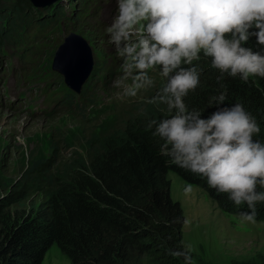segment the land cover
Segmentation results:
<instances>
[{"label":"trees","instance_id":"16d2710c","mask_svg":"<svg viewBox=\"0 0 264 264\" xmlns=\"http://www.w3.org/2000/svg\"><path fill=\"white\" fill-rule=\"evenodd\" d=\"M20 1V0H19ZM29 1H27L28 3ZM20 8L0 15V24L18 18ZM34 18V14L29 15ZM10 22V23H12ZM247 47L264 48L252 38ZM200 84L184 98L189 110L205 117L215 110L214 96L225 93L224 106L242 104L260 126L255 140L264 143V77L247 82L211 67L210 58L193 61ZM165 80L126 106L118 123L102 138L87 140V157L48 178L51 190L36 212L14 210L26 196V185L41 182L44 162L35 161L14 187L0 190V264H42L57 247L71 264H194L197 257L183 246L185 216L172 199L170 173L203 189L224 213L239 216L249 209L237 206L227 193L210 188L206 178L175 165L161 152L163 141L153 135L151 120L168 118L166 105L149 103ZM257 191L264 189L257 186ZM256 221L264 222V202L256 204ZM230 264H264V257Z\"/></svg>","mask_w":264,"mask_h":264},{"label":"rangeland","instance_id":"374dc122","mask_svg":"<svg viewBox=\"0 0 264 264\" xmlns=\"http://www.w3.org/2000/svg\"><path fill=\"white\" fill-rule=\"evenodd\" d=\"M27 1L0 0V15L10 13L12 18L21 10L15 21L0 24V190H19L14 185L32 162L43 161L47 171L41 182L26 185V199L14 208L20 214L36 212L52 188L48 178L86 159L87 140L106 135L127 105L164 79L158 70L150 71L154 86L136 97H125L122 89L113 86L123 75V61L106 32L117 14L116 0H48L41 7ZM72 33L89 42L94 58L91 76L79 94L53 70L57 50ZM169 178L172 199L180 203L185 216L183 246L196 255L194 264L264 257L263 221L249 223L228 215L203 189L173 173ZM188 186L190 192L185 191ZM42 264L71 263L52 247Z\"/></svg>","mask_w":264,"mask_h":264},{"label":"clouds","instance_id":"9594fccd","mask_svg":"<svg viewBox=\"0 0 264 264\" xmlns=\"http://www.w3.org/2000/svg\"><path fill=\"white\" fill-rule=\"evenodd\" d=\"M117 14L107 27L108 43L123 62L114 81L125 97L152 88L150 71L165 83L149 103L166 105L168 118L151 120L161 152L172 162L207 180L249 211L240 219L256 222L264 202V143L254 139L260 126L242 104L224 106L225 93L211 98L216 108L206 117L189 110L184 98L200 84L193 61L210 58L211 67L247 82L264 77V52L247 47L255 38L264 48V0H116ZM130 79L131 83H126ZM191 191V186L185 189Z\"/></svg>","mask_w":264,"mask_h":264},{"label":"water","instance_id":"95a60500","mask_svg":"<svg viewBox=\"0 0 264 264\" xmlns=\"http://www.w3.org/2000/svg\"><path fill=\"white\" fill-rule=\"evenodd\" d=\"M35 6L48 5V0H29ZM94 67L93 51L82 36L72 33L57 50L53 70L60 73L66 85L75 93L82 91Z\"/></svg>","mask_w":264,"mask_h":264},{"label":"bare ground","instance_id":"6f19581e","mask_svg":"<svg viewBox=\"0 0 264 264\" xmlns=\"http://www.w3.org/2000/svg\"><path fill=\"white\" fill-rule=\"evenodd\" d=\"M17 107V103L16 102H13V108ZM12 109V107H11Z\"/></svg>","mask_w":264,"mask_h":264}]
</instances>
